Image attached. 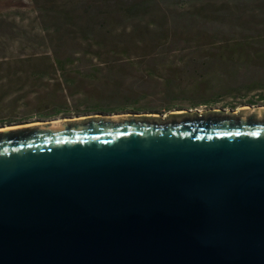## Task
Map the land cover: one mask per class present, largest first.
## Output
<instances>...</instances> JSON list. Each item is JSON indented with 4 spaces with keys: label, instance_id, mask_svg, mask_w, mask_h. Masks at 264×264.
I'll use <instances>...</instances> for the list:
<instances>
[{
    "label": "water",
    "instance_id": "95a60500",
    "mask_svg": "<svg viewBox=\"0 0 264 264\" xmlns=\"http://www.w3.org/2000/svg\"><path fill=\"white\" fill-rule=\"evenodd\" d=\"M0 264H264V105L2 127Z\"/></svg>",
    "mask_w": 264,
    "mask_h": 264
},
{
    "label": "rangeland",
    "instance_id": "374dc122",
    "mask_svg": "<svg viewBox=\"0 0 264 264\" xmlns=\"http://www.w3.org/2000/svg\"><path fill=\"white\" fill-rule=\"evenodd\" d=\"M230 1L0 0V129L69 115L165 118L251 106L264 98V63L210 62L211 48L191 42L253 35L258 2L229 17Z\"/></svg>",
    "mask_w": 264,
    "mask_h": 264
},
{
    "label": "trees",
    "instance_id": "16d2710c",
    "mask_svg": "<svg viewBox=\"0 0 264 264\" xmlns=\"http://www.w3.org/2000/svg\"><path fill=\"white\" fill-rule=\"evenodd\" d=\"M253 1L258 2L255 7L256 12L252 20L249 19V22H252L253 25V35L249 37H243L241 40L230 39V41L223 42H208L206 44H202L200 41L192 39L195 45H193V50H207L211 48L212 51L209 53L210 62H224L233 65L234 68L240 70L243 65L249 63L250 60H257L259 64L264 63V0H232L227 5V11L230 10L227 14L231 17L235 14L236 8H242L245 5L252 3ZM255 3V2H254ZM262 16V20L259 17ZM262 27V28H261ZM195 40V41H194ZM188 62H192L195 58L193 56H188ZM199 58V57H198ZM205 58V57H203ZM196 63H199L195 59ZM190 64V63H188ZM201 65L205 67L207 63L201 62ZM260 99H250L247 101L249 105L254 106L260 102ZM169 110V109H168ZM46 118V117H45Z\"/></svg>",
    "mask_w": 264,
    "mask_h": 264
}]
</instances>
